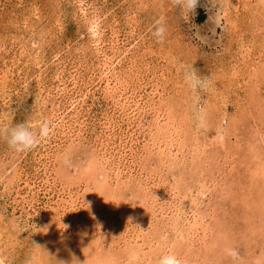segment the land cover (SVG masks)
<instances>
[{"label": "rangeland", "instance_id": "1", "mask_svg": "<svg viewBox=\"0 0 264 264\" xmlns=\"http://www.w3.org/2000/svg\"><path fill=\"white\" fill-rule=\"evenodd\" d=\"M45 119L0 139V264H264V0H0V127Z\"/></svg>", "mask_w": 264, "mask_h": 264}, {"label": "clouds", "instance_id": "2", "mask_svg": "<svg viewBox=\"0 0 264 264\" xmlns=\"http://www.w3.org/2000/svg\"><path fill=\"white\" fill-rule=\"evenodd\" d=\"M172 3L183 11L191 13L199 6L200 0H172ZM166 33L164 17L156 19L153 23V36L158 42H163L166 38ZM186 82L202 95L206 94L213 86L210 78L199 74L194 67L187 70ZM52 131L53 122L45 119L35 128L25 123L0 127V139L5 140L9 148L14 152L25 153L38 147L43 139L51 135ZM62 163L68 165L69 159L64 157ZM232 255H235V253H232ZM160 264H181V261L176 255L169 254L161 258Z\"/></svg>", "mask_w": 264, "mask_h": 264}, {"label": "bare ground", "instance_id": "3", "mask_svg": "<svg viewBox=\"0 0 264 264\" xmlns=\"http://www.w3.org/2000/svg\"><path fill=\"white\" fill-rule=\"evenodd\" d=\"M86 13V12H85ZM98 24V22H96L95 21V28H98L99 27V25H97ZM93 26V25H92ZM93 32V31H92ZM96 38H99L100 37V35L98 34V29H95V31H94V34H93ZM99 44V43H98ZM98 46V45H97ZM198 116V115H197ZM255 223V222H254ZM208 226H210V225H208ZM263 234V233H262Z\"/></svg>", "mask_w": 264, "mask_h": 264}]
</instances>
